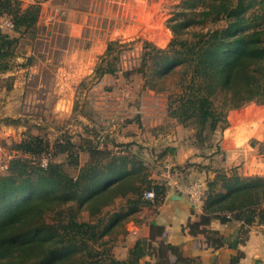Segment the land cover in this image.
I'll use <instances>...</instances> for the list:
<instances>
[{
  "label": "trees",
  "instance_id": "obj_1",
  "mask_svg": "<svg viewBox=\"0 0 264 264\" xmlns=\"http://www.w3.org/2000/svg\"><path fill=\"white\" fill-rule=\"evenodd\" d=\"M254 1L193 0L190 7L201 5L202 10L193 12L189 20L176 22L171 27L176 36L190 25L224 20L227 26L196 32V41L175 39L167 49L146 42L150 50L141 66L151 58L160 77L178 67L185 77L189 75L174 114L181 123L195 119L201 126L200 135L209 121L213 131L226 127L228 110L253 101L264 104V27L245 18ZM40 10V4L23 8L20 0H0V16L10 17L12 31L21 35L37 26ZM19 40V36L0 31V73L12 68ZM117 44L110 42L106 54ZM219 95L223 96L220 108L216 106ZM42 143L36 137L18 145L23 153L37 155V166L23 157L12 158L8 173L0 175V264H140L146 257L150 260L145 264H203L168 242L167 227L155 222L150 224L149 236L137 239L125 259L114 255L111 241L118 227L122 228L119 232H127L123 225L130 215L142 206L159 203L167 193L166 184L150 178L135 154L91 149V159L72 176L63 163L54 160L58 153L74 156L72 144L53 153L49 142ZM48 154L50 163L44 168L40 160ZM150 190L155 192L153 200L144 197ZM117 198L126 199L127 211L114 212L108 220L98 218ZM83 210L98 220L80 219L78 213ZM48 213L57 220L48 221ZM214 218L264 222V176L218 174L204 187L203 212L184 226V233L201 236L205 248L218 249L225 245V238L210 228ZM107 235L113 239L106 240Z\"/></svg>",
  "mask_w": 264,
  "mask_h": 264
},
{
  "label": "rangeland",
  "instance_id": "obj_2",
  "mask_svg": "<svg viewBox=\"0 0 264 264\" xmlns=\"http://www.w3.org/2000/svg\"><path fill=\"white\" fill-rule=\"evenodd\" d=\"M42 1L20 0L23 8ZM192 2L193 0H151L146 3L150 26L154 25L153 28L158 29L160 34H167L169 41L160 47L141 32L130 40L118 41L110 54L104 52L97 56L91 65L92 72L81 79L72 80V95L59 96L67 99V102L70 100V108L63 105L56 108L54 105L58 96L48 94L47 82L32 77L31 72L34 67L43 69L45 63L41 58L48 55L54 57L49 67H57L62 45H83L85 41L69 37L62 39L58 34L60 27L54 30L52 39V33L50 34L46 25H37L22 35L11 30V35L19 36L20 40L11 61L12 68L0 73V153L11 159L23 157L37 166V155L18 150L21 142L40 138L43 145L46 141L50 143L48 149L53 153L72 144L74 156L69 158L67 154L58 153L54 160L63 163L69 174L77 176L91 159V149L129 152L141 159L144 171L150 178L156 182H166L173 165L169 163V154L161 155L164 150L170 153L168 144L171 143V138L176 136L186 143L192 141V134H195L196 142H201L200 139L204 137L207 141H216L219 137V133L210 129L211 121L200 135L198 133L201 126L195 119L181 123L174 114L179 94L183 91L182 85L189 82V75L185 77L178 67L174 73L160 77L151 58L141 66L142 57L150 50L145 47L146 42L167 49L175 39L196 41V32H208L227 26L224 20L190 25L183 27L181 34L176 36L171 27L176 22L189 20L193 12L202 10L201 5L194 9L190 7ZM126 10L125 16L129 20L144 24L145 14L139 13L131 4L126 5ZM195 18L199 19L198 16ZM245 18L252 19L257 27H264V0H255L245 13ZM1 30L10 31L0 26ZM50 41L51 52L48 48ZM111 69L117 71L109 73L108 70ZM222 98L219 95L216 99V106L219 108L222 106ZM226 116L227 119L231 116L240 123L246 122L258 135H263L259 150L264 152V104L249 102L241 108L228 110ZM179 123L185 127H180ZM178 127L181 129L178 130ZM250 142L255 144L253 139ZM37 143L41 144L39 141ZM76 159L78 164H69V161ZM108 160L105 159V162ZM127 209L126 199L117 198L98 218L105 217L108 220L114 212ZM153 213V207L142 206L124 221L123 226L127 232H119L122 228L118 227L116 239L111 241L113 253L118 259L127 257L129 248L139 236L150 233L149 220ZM78 215L82 220H98L97 217L90 216L88 211H79ZM46 216L50 222L57 220L53 213ZM112 237L107 235L105 239H113Z\"/></svg>",
  "mask_w": 264,
  "mask_h": 264
},
{
  "label": "crops",
  "instance_id": "obj_3",
  "mask_svg": "<svg viewBox=\"0 0 264 264\" xmlns=\"http://www.w3.org/2000/svg\"><path fill=\"white\" fill-rule=\"evenodd\" d=\"M150 1L43 0L40 3L37 25H46L47 30L52 33L51 39L54 30L60 27L58 34L62 39L69 37L85 41L83 45H62L57 67H49L54 57L48 55L41 58L45 63L44 68L34 67L31 72L32 77L47 82L48 94L58 96L54 105L56 108L62 105L71 107L69 99L67 102V99L59 96L73 94L72 80L81 79L92 72L91 65L97 56L107 51L110 42L130 40L139 32L160 47L169 41L167 34H160L158 29L153 28L154 25L150 26L151 19L146 7V3ZM127 4L145 14L144 24L132 22L125 16ZM3 18L0 16V23ZM1 31L12 34L11 30ZM48 48L51 52V41ZM215 132L219 133L216 141H207L205 138L196 142L195 134L191 135V142L185 143L176 136L170 139V153L164 150L161 155L169 154V163L173 165L169 178L164 182L167 193L162 201L150 205L154 213L149 226L151 222H155L167 227V241L179 246L186 257L203 264H232L234 258H237L235 264H264V222L247 224L236 219L222 222L219 218H214L210 228L225 238V245L218 249L205 248L201 236L184 233V226L203 212V204L192 203L183 191L184 186L199 182L207 187L208 182L221 173H237L244 178L264 176V152L259 150L263 135H258L246 122L240 123L231 116L228 117V125L219 127ZM252 139L255 144L250 142ZM148 236L149 234L142 235L137 239ZM148 260L150 258L146 257L140 264H145Z\"/></svg>",
  "mask_w": 264,
  "mask_h": 264
},
{
  "label": "built area",
  "instance_id": "obj_4",
  "mask_svg": "<svg viewBox=\"0 0 264 264\" xmlns=\"http://www.w3.org/2000/svg\"><path fill=\"white\" fill-rule=\"evenodd\" d=\"M0 24L1 27L7 28L8 30L14 29V22L10 17H4ZM50 158V154L43 156L40 160V165L44 168L47 167L50 163ZM10 159L11 158L0 153V175L8 171ZM183 191L187 194L192 203L204 204V187L202 183L195 182L186 185L184 186ZM144 197L153 200L155 198V192L153 190L146 191Z\"/></svg>",
  "mask_w": 264,
  "mask_h": 264
}]
</instances>
